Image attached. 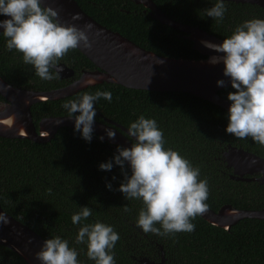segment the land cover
Here are the masks:
<instances>
[{"label":"trees","instance_id":"trees-1","mask_svg":"<svg viewBox=\"0 0 264 264\" xmlns=\"http://www.w3.org/2000/svg\"><path fill=\"white\" fill-rule=\"evenodd\" d=\"M75 1L95 21L148 51L171 58H205L193 49L184 32L161 24L151 17L149 10L132 0ZM152 1L172 20L196 26L221 40L243 20L254 16L264 18L263 7L226 1L228 10L223 22L217 24L202 11L211 7L213 0ZM59 63L71 68L74 78L82 70L95 69L77 48L70 49ZM0 76L13 86L37 91L57 89L68 83L59 78L41 80L18 53L5 50L2 35ZM97 89H109L112 101L101 98L96 102L94 120L103 122V118H108L127 129L129 122L140 114L155 118L163 129L165 147L179 150L194 166L200 167V178L207 177L206 203L211 210L217 211L223 205L245 210L264 207V185L232 180L231 169L223 158L228 147H236L264 160V146L250 137L241 139L225 133L228 110L192 94L130 89L103 82L59 100L35 103L31 107L35 127L42 118L66 116L63 103L82 92ZM229 91H233L230 86L219 90L218 95L227 100ZM4 102L0 96V103ZM116 148L99 140L94 133L91 141L86 142L79 132L68 127L60 128L44 143L0 137L1 208L43 239L52 235L68 239L70 246L78 249V259L83 264L94 262L87 259L85 245L75 244L79 225H73L70 218L83 206L90 207L94 213L85 222L99 219L118 231L120 239L113 249L116 264H142V259L158 262L161 254L166 264H264V220L245 218L225 230L196 216L192 220L196 227L191 233L180 232L171 237L143 233L135 224L140 202L127 201L116 191L123 179L121 169L113 165L111 171H102L98 167L111 159ZM106 183H111L112 190L105 187ZM126 204L132 209L128 214L121 210ZM0 264L26 263L0 245Z\"/></svg>","mask_w":264,"mask_h":264},{"label":"clouds","instance_id":"clouds-1","mask_svg":"<svg viewBox=\"0 0 264 264\" xmlns=\"http://www.w3.org/2000/svg\"><path fill=\"white\" fill-rule=\"evenodd\" d=\"M227 10L226 0H213L211 7L202 11L204 16L221 24ZM0 16L7 17L0 19L5 50L18 53L41 80L59 78L63 69L58 61L70 49L78 45L91 47L87 34L92 28L90 23H85L83 28L73 24L64 26L57 19V10L42 6L41 0H0ZM72 19L81 17L77 13ZM201 43L218 54L208 62L223 64L222 74L233 90L227 94L230 104L225 133L241 139L250 137L264 146V18L254 16L243 20L219 44ZM86 83L93 84L95 80L89 78ZM216 84L223 87L225 80H217ZM101 98L111 103L112 92L109 89L85 91L61 105L66 117L74 120L73 131L79 132L86 142L92 139L95 105ZM5 111L0 110V114ZM14 119L13 115L0 119V126L11 128ZM127 134L134 141L130 147L118 145L111 159L98 167L102 171H111L113 165L121 169L123 179L116 191L127 201L140 202L136 226L145 234L160 237L193 232L196 226L192 220L209 207L207 177L200 178V167L194 166L179 150L165 147L163 129L155 118L140 114L129 122ZM106 135L111 139L115 132L109 129ZM105 187L112 190L111 183ZM121 210L125 214L132 211L128 204ZM93 215L88 206L79 207L71 214L72 224L79 225L74 242L86 246L85 255L94 264H116L113 249L120 235L112 224L99 219L85 222ZM0 222H8L3 213H0ZM78 255V249L60 235L45 239L35 254L40 264H83Z\"/></svg>","mask_w":264,"mask_h":264},{"label":"water","instance_id":"water-1","mask_svg":"<svg viewBox=\"0 0 264 264\" xmlns=\"http://www.w3.org/2000/svg\"><path fill=\"white\" fill-rule=\"evenodd\" d=\"M149 10L153 19L178 31L184 32L186 38L193 43V49L204 55L200 59L171 58L148 51L116 31H113L87 15L75 0H41L42 6L57 10L58 21L64 26L73 24L83 28L90 23L88 31L91 47L78 45V50L95 66L93 70H85L69 84L48 91L25 89L7 83L0 76V96L5 102L0 103V119L13 115L14 124L11 128L0 126V137L8 139H27L36 143L50 141L62 127L73 128L74 120L66 116L45 117L35 127L31 107L35 103L46 100H59L71 96L78 91L100 83H112L125 88L148 91H173L192 94L228 110L230 102L218 95V91L229 87L228 79L223 76V64H210L209 58L218 55L203 46L201 41L221 43L222 40L202 29L176 22L163 14L152 0H132ZM235 3H250L264 7V0H226ZM79 14L81 19L74 21L72 16ZM7 17H2L5 19ZM2 31V29H0ZM59 79H70L74 71L63 63ZM89 78L95 83L87 84ZM224 79L225 85L218 87L217 80ZM79 81V83H75ZM103 122L93 123V133L112 145L130 147L126 137L127 129L114 121L103 118ZM115 132L114 138L106 135V130ZM131 138V137H130ZM132 139V138H131ZM224 162L231 169L230 178L239 181H257L264 185V160L241 148L228 147L223 153ZM258 175L255 178L246 176ZM0 213L6 216L7 223L0 222V245L10 249L26 264H40L35 254L40 250L43 239L33 229L24 225L7 214L0 206ZM211 225L229 230L238 221L249 219L264 220V207L259 210L235 209L231 205H223L217 211L208 210L198 215ZM142 264H166L161 254L160 261L153 262L142 259Z\"/></svg>","mask_w":264,"mask_h":264},{"label":"flooded vegetation","instance_id":"flooded-vegetation-1","mask_svg":"<svg viewBox=\"0 0 264 264\" xmlns=\"http://www.w3.org/2000/svg\"><path fill=\"white\" fill-rule=\"evenodd\" d=\"M250 4V3H249ZM252 5H256V4H252ZM258 6V5H257ZM259 7H261V6H259ZM264 8V7H263ZM83 73V70L81 71V73L79 74V76L81 75ZM78 78V77H77ZM77 78H74V76L72 77V78H70V79H62V80H65V81H67L68 83L67 84H69L70 82H72L74 79H77ZM66 84V85H67ZM38 128V127H37ZM246 177H249V178H255V177H258V175H251V176H246ZM251 181H253V180H251ZM249 182V181H248Z\"/></svg>","mask_w":264,"mask_h":264}]
</instances>
